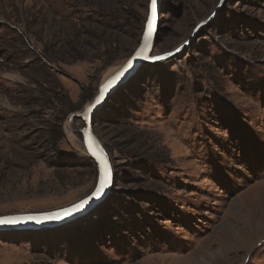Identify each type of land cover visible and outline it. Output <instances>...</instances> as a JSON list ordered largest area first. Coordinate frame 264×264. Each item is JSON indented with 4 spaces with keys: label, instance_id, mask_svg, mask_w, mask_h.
I'll list each match as a JSON object with an SVG mask.
<instances>
[{
    "label": "rangeland",
    "instance_id": "1",
    "mask_svg": "<svg viewBox=\"0 0 264 264\" xmlns=\"http://www.w3.org/2000/svg\"><path fill=\"white\" fill-rule=\"evenodd\" d=\"M149 3L0 0V217L93 192L80 113L136 51ZM157 36L151 56L169 58L95 117L108 198L0 232V264H264V0H162Z\"/></svg>",
    "mask_w": 264,
    "mask_h": 264
},
{
    "label": "water",
    "instance_id": "2",
    "mask_svg": "<svg viewBox=\"0 0 264 264\" xmlns=\"http://www.w3.org/2000/svg\"><path fill=\"white\" fill-rule=\"evenodd\" d=\"M161 4L162 0H156L155 17L153 21V9L152 0L149 3L148 17L144 28L143 36L140 43L134 52V54L128 59V61L113 74L106 82L101 84L98 88L97 94L91 104L85 108L80 117L84 123V127L81 129L83 136V149L86 154L95 161L98 171V179L96 186L91 194L85 197L83 200L76 204L61 209L50 210L39 213H26L19 215H7L0 217V232L14 230V231H27V230H44L53 229L64 224H69L77 219L83 218L89 215L94 208L105 201L112 189L115 181L114 166L110 159V156L102 143L99 141L94 128V121L96 114L106 104V102L117 92L123 85H125L131 78H133L142 65L146 63L159 62L161 60L169 58V54L163 55L159 60H153L152 49L154 50L156 43V36L159 29V19L161 16ZM153 21V28L151 33V39L148 42V51L141 54L140 49L145 46V37L148 35V24ZM206 24L203 22L202 25ZM145 56L148 58L145 59ZM93 142L95 146L103 150V153L107 159V164L110 169V181L104 190L97 194V190L100 186V180L102 176V169L100 162L92 155L89 150V142ZM82 205V206H81ZM7 221V222H4Z\"/></svg>",
    "mask_w": 264,
    "mask_h": 264
},
{
    "label": "snow or ice",
    "instance_id": "3",
    "mask_svg": "<svg viewBox=\"0 0 264 264\" xmlns=\"http://www.w3.org/2000/svg\"><path fill=\"white\" fill-rule=\"evenodd\" d=\"M155 6H156V0H152L153 21H154V17H155ZM153 21H150L148 24L149 32H148V35L145 37V46L142 49H140L141 54L146 53L148 51V42L151 39ZM147 58L148 57L145 56V59H147ZM162 58L163 57H160V56L152 57L153 60H159ZM89 150L92 152V155L95 156L96 159L100 162L101 169H102L100 186L97 190V194H99L104 190V188L108 185V183L110 181V169H109V166L107 164V159H106L102 149H99L97 146H95V144L93 142L90 141L89 142ZM4 222H7V221H4Z\"/></svg>",
    "mask_w": 264,
    "mask_h": 264
},
{
    "label": "bare ground",
    "instance_id": "4",
    "mask_svg": "<svg viewBox=\"0 0 264 264\" xmlns=\"http://www.w3.org/2000/svg\"><path fill=\"white\" fill-rule=\"evenodd\" d=\"M152 52H153V49H152ZM120 69V68H119ZM119 69L118 68H114V69H111V70H109L108 71V73L104 76V78H103V80H102V82H101V84H103L104 82H106L113 74H115L117 71H119ZM100 84V85H101ZM93 101V100H92ZM91 101V102H92ZM91 102L89 103V105L91 104ZM5 103H7V102H5ZM89 105H87V107L89 106ZM87 107H85V108H87ZM85 108H84V110H85ZM83 110V111H84ZM83 111H82V113H83ZM81 114V113H80ZM70 126V128L72 127V125H71V123L69 124ZM83 144V143H82ZM84 146H82V148H83ZM86 153V152H85ZM2 218V217H1Z\"/></svg>",
    "mask_w": 264,
    "mask_h": 264
},
{
    "label": "trees",
    "instance_id": "5",
    "mask_svg": "<svg viewBox=\"0 0 264 264\" xmlns=\"http://www.w3.org/2000/svg\"><path fill=\"white\" fill-rule=\"evenodd\" d=\"M157 38H158V36H157Z\"/></svg>",
    "mask_w": 264,
    "mask_h": 264
}]
</instances>
